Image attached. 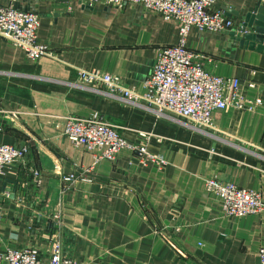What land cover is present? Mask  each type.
<instances>
[{
    "label": "crops",
    "instance_id": "1",
    "mask_svg": "<svg viewBox=\"0 0 264 264\" xmlns=\"http://www.w3.org/2000/svg\"><path fill=\"white\" fill-rule=\"evenodd\" d=\"M258 1L264 5L216 0L210 8H222L233 26H192L186 33V46L202 54L207 70L238 77L242 95L261 99L253 110L214 109L213 126L196 129L143 100L81 86L77 78V68L95 67L141 92L157 49L177 39L176 20L129 1L114 7L14 0L37 13L36 40L54 55L29 59L0 36V142L27 146L23 158L0 173V250L32 243L46 254L50 213L58 201L60 251L86 264H260L264 210L226 215L217 195L202 184L214 175L258 190L264 202V51L230 34ZM94 110L125 142L143 144L167 162L142 164L133 148L123 146L82 177L91 152L73 145L62 126L66 115ZM33 168L38 184L22 187ZM68 172L79 175L65 187L62 175Z\"/></svg>",
    "mask_w": 264,
    "mask_h": 264
},
{
    "label": "built area",
    "instance_id": "2",
    "mask_svg": "<svg viewBox=\"0 0 264 264\" xmlns=\"http://www.w3.org/2000/svg\"><path fill=\"white\" fill-rule=\"evenodd\" d=\"M81 5L91 6L102 2L120 7L124 2H135L152 9L167 20L177 21L175 42L160 46L154 63L142 81V91L137 92L123 83L116 73L99 68H77V78L81 86L92 89L102 87L110 95L136 102L143 100L148 108L163 113L169 118L179 119L196 129L211 128V112L214 109L253 110L260 102L259 97H246L240 92V81L236 76H224L205 68L200 61L202 54L188 48L185 36L190 27L199 30L221 31L233 26L232 19L222 8H210L216 0H76ZM38 15L33 11L15 6L14 0L0 3V36L20 47L25 56L35 59L40 55H54L45 44L36 40ZM253 72V70L251 71ZM249 86L253 85L248 80ZM13 115V112H10ZM62 133L73 144L91 152L92 161L79 174L86 178L92 165L101 158L112 159L119 148H133L142 164L153 162L158 167L167 161L149 152L143 144L132 145L125 142L97 111L87 115L68 114L64 118ZM27 151L25 144L0 142V173L21 160ZM68 172L62 178L69 186L76 175ZM31 180H23L21 186H36L39 171L30 169ZM205 190L215 193L226 215L239 216L250 212L263 211L264 202L258 190L238 185L230 180L214 175L203 177ZM18 194V200L23 196ZM51 229L48 232L46 254H42L32 243L17 247L6 246L0 250V264H86L62 255L58 235L60 225L59 202L56 201L50 213ZM258 260L264 264V242L257 249Z\"/></svg>",
    "mask_w": 264,
    "mask_h": 264
},
{
    "label": "water",
    "instance_id": "3",
    "mask_svg": "<svg viewBox=\"0 0 264 264\" xmlns=\"http://www.w3.org/2000/svg\"><path fill=\"white\" fill-rule=\"evenodd\" d=\"M235 30L230 34L239 44L254 45L256 49L264 51V5L258 1L252 10L245 12Z\"/></svg>",
    "mask_w": 264,
    "mask_h": 264
}]
</instances>
